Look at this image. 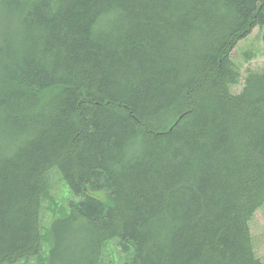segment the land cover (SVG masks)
Returning a JSON list of instances; mask_svg holds the SVG:
<instances>
[{"label":"trees","instance_id":"obj_1","mask_svg":"<svg viewBox=\"0 0 264 264\" xmlns=\"http://www.w3.org/2000/svg\"><path fill=\"white\" fill-rule=\"evenodd\" d=\"M256 27L264 0H0V264H264Z\"/></svg>","mask_w":264,"mask_h":264},{"label":"rangeland","instance_id":"obj_2","mask_svg":"<svg viewBox=\"0 0 264 264\" xmlns=\"http://www.w3.org/2000/svg\"><path fill=\"white\" fill-rule=\"evenodd\" d=\"M261 30L256 27L252 30L249 36L242 39L235 49L231 52V59L238 70H241L242 77L245 76L246 70L258 72L264 70V44L261 39ZM243 82V80L241 81ZM242 84L232 87V92L237 93L241 90ZM54 182V181H53ZM50 184L48 197L55 199L61 203L64 197L67 196V187L65 184ZM87 194L96 199L105 202L106 197L103 192H91L86 190ZM58 198V199H57ZM46 227V226H43ZM250 230L253 236V243L256 255L264 261V207L258 210L252 222ZM113 243H111L112 245ZM48 252L47 245H44V254Z\"/></svg>","mask_w":264,"mask_h":264}]
</instances>
